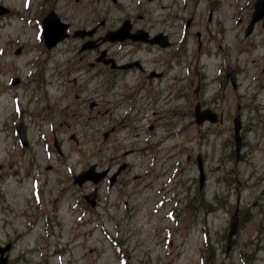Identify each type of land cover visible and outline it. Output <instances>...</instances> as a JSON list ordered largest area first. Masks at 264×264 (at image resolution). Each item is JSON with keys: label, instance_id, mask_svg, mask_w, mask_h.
Masks as SVG:
<instances>
[{"label": "rangeland", "instance_id": "1", "mask_svg": "<svg viewBox=\"0 0 264 264\" xmlns=\"http://www.w3.org/2000/svg\"><path fill=\"white\" fill-rule=\"evenodd\" d=\"M219 1L222 33L206 29V0H193V25L171 32L175 51L182 50L175 69L138 90L140 79L128 75L105 92L98 69L85 72L88 80L69 71L65 46L45 53L36 46L39 30L22 16L34 18L39 0H0L20 12L0 21V245L12 243L7 264H125L113 240L128 264H201L203 257L204 264H264V25L244 39L237 22L244 13L233 14L231 4L248 0ZM196 31L204 37L201 51ZM225 62L242 70L235 89L222 72ZM16 75L21 82L11 86ZM93 100L99 104L92 109ZM197 102L212 104L221 121L197 125ZM22 108L29 146L14 133ZM122 160L130 165L115 188L102 182L99 205H85L82 195L92 186L77 187L73 174ZM237 207L239 226L226 252Z\"/></svg>", "mask_w": 264, "mask_h": 264}, {"label": "flooded vegetation", "instance_id": "2", "mask_svg": "<svg viewBox=\"0 0 264 264\" xmlns=\"http://www.w3.org/2000/svg\"><path fill=\"white\" fill-rule=\"evenodd\" d=\"M180 4L187 8V2ZM44 5L42 16L54 11L65 26L66 34L57 45L67 46L75 61L69 71L78 67L79 76L82 64L88 63L91 69L101 67L107 81L135 75L141 83L152 84L171 67L172 52L162 60L161 51L174 46L171 32L183 22L179 0H46ZM191 23L187 20L186 28ZM161 33L171 43L168 48L152 42Z\"/></svg>", "mask_w": 264, "mask_h": 264}, {"label": "water", "instance_id": "3", "mask_svg": "<svg viewBox=\"0 0 264 264\" xmlns=\"http://www.w3.org/2000/svg\"><path fill=\"white\" fill-rule=\"evenodd\" d=\"M5 10L0 6V13H3ZM262 14H264V0H258L257 4H256V12L254 13V17L252 19L251 24L257 20ZM250 29H248L247 32H249ZM46 33V40H52L54 35H56V31L55 29L51 26L50 22H48L47 24V28L45 30ZM232 80L234 81V77L232 76ZM195 116L197 119V122L200 123L202 122L205 118H208L212 121H214V114H212L209 110H203V111H199L198 109H196L195 111ZM235 139H236V143H237V149H239L240 146V136H239V129H240V119H239V114L236 115L235 118ZM199 168H200V178L201 181L203 180V173H202V168H201V160L199 158ZM94 170V166H92L89 171H86L84 173H82L79 176L75 177L76 182H78L79 184H81L82 182H84L89 176L92 175ZM105 173H101L99 174L97 177L100 178L104 175ZM99 179H94V181H98ZM91 196H88V201H90ZM238 224V217L236 215H234V217L232 218L231 221V226H230V231L228 234V246L230 244L232 235L234 234L236 227ZM4 249H0L1 252H3ZM6 263V258L5 257H1L0 258V264H5Z\"/></svg>", "mask_w": 264, "mask_h": 264}, {"label": "bare ground", "instance_id": "4", "mask_svg": "<svg viewBox=\"0 0 264 264\" xmlns=\"http://www.w3.org/2000/svg\"><path fill=\"white\" fill-rule=\"evenodd\" d=\"M27 63V62H26Z\"/></svg>", "mask_w": 264, "mask_h": 264}]
</instances>
